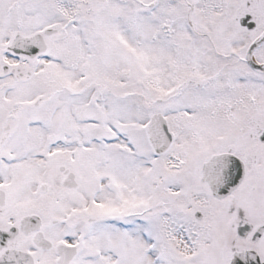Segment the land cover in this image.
<instances>
[{
  "label": "snow or ice",
  "instance_id": "snow-or-ice-1",
  "mask_svg": "<svg viewBox=\"0 0 264 264\" xmlns=\"http://www.w3.org/2000/svg\"><path fill=\"white\" fill-rule=\"evenodd\" d=\"M0 264H264V0H0Z\"/></svg>",
  "mask_w": 264,
  "mask_h": 264
}]
</instances>
